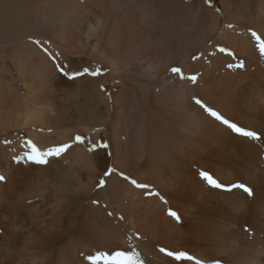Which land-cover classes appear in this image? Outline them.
<instances>
[{
	"label": "bare ground",
	"instance_id": "6f19581e",
	"mask_svg": "<svg viewBox=\"0 0 264 264\" xmlns=\"http://www.w3.org/2000/svg\"><path fill=\"white\" fill-rule=\"evenodd\" d=\"M186 3L0 0V135L15 133L0 136V264H105L86 258L98 251L138 254L120 264H264V54L251 35L264 39V0ZM185 24L193 34L171 48L168 31ZM57 64L107 71L73 80ZM97 77L104 103L85 116L71 93ZM193 97L258 137L232 132ZM83 126L87 143H74ZM50 136L73 147L47 165L13 159L30 151L27 137L46 150ZM96 142L108 148L88 151ZM201 171L252 195L217 189Z\"/></svg>",
	"mask_w": 264,
	"mask_h": 264
},
{
	"label": "snow or ice",
	"instance_id": "6c2138e0",
	"mask_svg": "<svg viewBox=\"0 0 264 264\" xmlns=\"http://www.w3.org/2000/svg\"><path fill=\"white\" fill-rule=\"evenodd\" d=\"M206 3H211V0H205ZM231 27V25H229ZM252 37L258 42L259 50L262 54H264V39H261L259 35H257L256 32H251ZM36 43H40L39 41H36ZM221 51H224V49H220ZM193 59H197V57H193ZM240 67H243V64L240 65ZM57 70L67 77L68 79H75L77 77H83L85 75H91L93 77L101 75L103 71H107V69H100L99 67L96 69L90 70L89 68H84L82 71H72L69 70L63 66H60L57 64ZM170 72L178 76L182 81L183 80H188L193 83L197 81V76L196 75H185L183 70L180 67H171L169 69ZM101 90L103 91V85L100 86ZM194 103L197 104L199 107H201L206 113H208L211 117L215 118L217 121L221 122L223 125L227 126L232 132L239 134L242 137H247V138H257L258 133L252 130H248L245 127L239 126L238 123L232 122L229 119L225 118L221 113H219L217 110L213 109L212 107L208 106L205 104L201 99L193 97ZM88 141V138L83 136V135H75L73 138L74 143L78 144H86ZM30 151L24 153V157H14V160H21V159H26L30 163H34L36 165H47L49 163V158H54V157H61L62 154L68 152L71 150L73 147V144L70 143H63L58 146H53L49 147L46 150H41L37 147V145L31 141L27 142ZM97 147H102V148H108V144L106 142H96L91 144L90 146L87 147L88 151H95ZM114 172V170H113ZM113 174L112 172L105 171L104 176H110ZM124 179L129 180L131 184H133L135 187L140 188V189H148L150 186L145 185V184H140L138 183L135 179H132L128 176H126L124 173L120 174ZM200 176L207 181V183L217 189H222V190H232L234 188H239L242 189L244 192H246L248 195H252V190L246 186L244 183L240 184H231V185H225L220 182H218L216 179L213 178L212 175H210L207 171H201ZM5 177L3 175H0V181H5ZM104 179L101 178L99 181L98 186H103L104 185ZM146 195H152L151 192H146ZM94 203H98V201H94ZM169 215L171 217L176 218L177 220L180 219L178 214L175 211L169 210ZM2 229H0V234H2ZM160 251L162 253H165L169 257H174L175 260H194L195 258L190 256L186 251H170L167 248H161ZM138 254L135 251L131 252H125V251H115L112 253L109 252H104V251H98L95 255H87V259L89 261H100L103 260L105 264H120L122 260H130L133 257H137ZM142 264V262H141ZM196 264H203L202 261H196Z\"/></svg>",
	"mask_w": 264,
	"mask_h": 264
},
{
	"label": "rangeland",
	"instance_id": "374dc122",
	"mask_svg": "<svg viewBox=\"0 0 264 264\" xmlns=\"http://www.w3.org/2000/svg\"><path fill=\"white\" fill-rule=\"evenodd\" d=\"M80 2L82 3V4H86V0H80ZM170 2L172 3L173 2V4H174V6L176 7V6H178L179 7V3L182 5H188L186 2H187V0H170ZM177 2H179L178 4H177ZM122 24H123V22H121ZM188 24H185V27L183 26V27H180L178 30H176L175 32H174V34H170V31H168V33L169 34H167V36H169L168 37V40H170V47L171 48H174V47H176V46H179L180 44H182L183 43V40H188V38H189V36L190 35H192L193 34V31H192V29L191 28H189L188 26H187ZM123 26H125V24H123ZM125 28V27H124ZM117 31H115L114 32V34H113V36H112V40H111V42H112V44H114V42H118V39H119V36H120V33H118ZM194 36H195V34H194ZM195 38H197L196 36L193 38V39H195ZM36 39V40H35ZM33 43H34V45L35 46H37V47H45V42L43 41V40H41L40 38H39V40L37 39V38H34V39H32L31 40ZM36 41H39L40 43H36ZM185 44V43H184ZM184 44H182V45H184ZM114 50H116V49H114ZM49 53H52V50H50L49 49V51H48ZM51 58V57H50ZM52 59V58H51ZM53 61V60H52ZM106 65L105 66H109L108 64H109V62L108 63H105ZM103 65V64H102ZM6 66H7V68H8V70H10L11 69V61H7L6 62ZM109 68V67H108ZM102 69H104V68H102ZM97 81V82H96ZM101 81V78L100 77H97L96 79H95V81H93V82H88L86 85L84 84V85H82V86H80V87H78L75 91H73L71 94H72V97L74 98V97H78L79 99H78V101H77V103L79 104V108L81 109L80 111H81V113H83V115H85V116H87L88 114H90L91 115V113H95V112H97V111H100L101 110V108H102V106H101V104H103L104 102V96H103V91L101 90V89H99V87L101 86V85H103V83L102 82H100ZM100 82V83H99ZM89 83H91V84H89ZM99 83V84H98ZM84 86V87H83ZM95 87V89H94V87ZM87 88V89H86ZM92 88H93V90H92ZM101 88V87H100ZM85 90V91H84ZM79 91V92H78ZM79 93V96H77L78 95V93ZM73 93H74V96H73ZM83 99V100H82ZM95 107V108H94ZM95 109V110H94ZM89 116V115H88ZM84 126L82 127V128H80V129H76L75 130V132H76V134H79V135H81L83 132H84ZM74 132V133H75ZM45 133H50V132H46L45 131ZM13 134H15V133H8L7 135L6 134H1L0 136L2 137H4V135H6V136H9V138H11L10 136L11 135H13ZM24 135H25V130H24V132H21V136L20 135H18V138L17 139H19V140H22V139H24ZM20 137H22V138H20ZM53 137V138H52ZM50 136V138H49V140H50V143L47 145V147H53V146H58V145H60L61 143L60 142H57L56 140H57V138H55L54 136ZM30 137H27L25 140H26V142H28L30 139H29ZM54 141V142H53ZM2 143H5V141H3ZM17 142H13V143H9V145L10 146H12V148L13 147H16L15 146V144H16ZM54 143V144H53ZM56 144V145H55ZM63 144V143H62ZM27 145H28V143H27Z\"/></svg>",
	"mask_w": 264,
	"mask_h": 264
}]
</instances>
